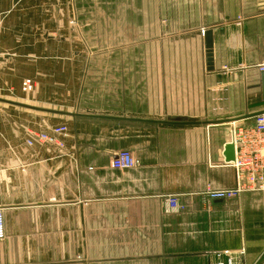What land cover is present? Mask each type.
<instances>
[{"label": "crops", "instance_id": "obj_1", "mask_svg": "<svg viewBox=\"0 0 264 264\" xmlns=\"http://www.w3.org/2000/svg\"><path fill=\"white\" fill-rule=\"evenodd\" d=\"M71 14L73 0H0V264H214L240 248L264 264V192L206 194L234 186L224 147L264 112V0H165L159 52L116 60L166 64L104 71L93 93ZM124 149L137 165L113 168Z\"/></svg>", "mask_w": 264, "mask_h": 264}, {"label": "rangeland", "instance_id": "obj_2", "mask_svg": "<svg viewBox=\"0 0 264 264\" xmlns=\"http://www.w3.org/2000/svg\"><path fill=\"white\" fill-rule=\"evenodd\" d=\"M73 9L74 14H71V18H74L76 29L71 30V35L77 36L82 53L90 55L83 77L85 88L89 92L99 91L104 71L115 72L118 67L128 70L140 67L141 70H147L152 68L153 64L158 67L156 69H160L166 64L116 60L117 54L159 52L160 47L154 48L155 46L148 45V40L151 37L158 42L161 41L159 34L160 24L165 16V0H73ZM185 18L191 22L197 21L194 13L185 15ZM148 22L156 23V29L151 30L150 35L147 29ZM68 33L69 31L66 33L62 31L60 36L68 37ZM137 41H140V44H136ZM195 50L196 48L192 46L189 47L188 52L192 54L196 52ZM62 51L67 50L62 49ZM171 52L177 51L171 50ZM183 52L185 53L184 50ZM168 64L175 68L180 63ZM184 64L191 68L193 62ZM36 134L40 132L35 133L34 137H37Z\"/></svg>", "mask_w": 264, "mask_h": 264}, {"label": "built area", "instance_id": "obj_3", "mask_svg": "<svg viewBox=\"0 0 264 264\" xmlns=\"http://www.w3.org/2000/svg\"><path fill=\"white\" fill-rule=\"evenodd\" d=\"M261 81L264 87V63L259 65ZM33 88L31 79H24L21 82L23 91H30ZM55 132L65 134L64 127H57ZM37 140L53 141V137L47 133L36 135ZM232 143L234 145V160L227 162L235 171V183L231 188H207L206 194L211 199H232L243 193L264 192V112L255 118L252 127L244 129H232ZM32 144V141H28ZM138 161L133 157L130 151H117L110 165L113 168H130L137 165ZM167 203L170 208H177V201L174 196L167 197ZM5 237L3 211L0 207V240ZM245 251L224 249L216 251L214 254L217 260L214 264H244L243 255ZM221 258H225V261Z\"/></svg>", "mask_w": 264, "mask_h": 264}, {"label": "water", "instance_id": "obj_4", "mask_svg": "<svg viewBox=\"0 0 264 264\" xmlns=\"http://www.w3.org/2000/svg\"><path fill=\"white\" fill-rule=\"evenodd\" d=\"M204 46H205V66L207 70L213 69V57H212V33L210 30H207L204 32ZM180 121L178 119H171ZM196 120L193 118H188L185 120H182L183 123H194ZM234 145L232 142H229L224 147V159L226 162L233 161L234 160Z\"/></svg>", "mask_w": 264, "mask_h": 264}]
</instances>
